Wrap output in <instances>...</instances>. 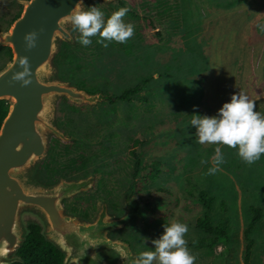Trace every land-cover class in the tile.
I'll list each match as a JSON object with an SVG mask.
<instances>
[{
  "label": "rangeland",
  "instance_id": "1",
  "mask_svg": "<svg viewBox=\"0 0 264 264\" xmlns=\"http://www.w3.org/2000/svg\"><path fill=\"white\" fill-rule=\"evenodd\" d=\"M25 1L0 0V33L9 30ZM118 1L108 5L89 0L86 7L95 6L106 16L127 7L134 17L127 14L124 20L134 26L133 37L108 47L92 37L93 43L85 47L77 42L79 33L71 26L73 43H58L55 78L110 99L147 81L143 87L146 101L108 100L90 106L57 99L54 125L70 142L50 136L35 181L49 186L60 179L93 176L94 186L88 193L64 201L65 212L92 222L104 202L108 212L119 217L124 213L123 196L142 169L139 163L135 171L130 155L133 143L141 141L135 147L139 160L158 164L161 175L144 187L138 183V193L155 203L169 198L170 204L158 205L155 216L143 209L110 237L127 242L138 255L151 250V241L162 233L163 224L179 220L188 225L185 239L195 264H211L220 255L226 264H245L243 232L253 219L252 210L260 209L247 264H264V155L247 165L235 149L221 145L224 162L209 174L217 145L198 143L195 128L189 124L193 114L214 115L235 92L250 98L264 88L249 84L248 44L253 18L264 16V0H121L125 6ZM9 56L8 49H0L2 68ZM202 97L208 102H199ZM191 191L205 192L214 201L211 211L206 212ZM205 217L212 226L226 221L227 241L213 250L190 246L206 238L194 226ZM21 222L24 228L29 223L42 228L31 212L22 213Z\"/></svg>",
  "mask_w": 264,
  "mask_h": 264
},
{
  "label": "water",
  "instance_id": "2",
  "mask_svg": "<svg viewBox=\"0 0 264 264\" xmlns=\"http://www.w3.org/2000/svg\"><path fill=\"white\" fill-rule=\"evenodd\" d=\"M89 0H27L19 17L6 32L0 33V46L12 57L0 70V101L7 102V113L0 124V264L23 263L17 255L27 234L21 222L24 212L35 214L42 223V236L62 256V264H132L137 256L127 242L110 235L123 230L137 216L139 203L124 194L123 215L108 212L102 203L92 222L67 214L63 203L88 193L94 177L63 180L49 186L35 181V171L46 157L49 138L70 142L54 125V104L65 98L76 105H96L110 97L88 93L55 78L53 60L58 43H73L71 10H84ZM111 4L117 0H100ZM36 32L35 46L25 47L24 35ZM27 58L30 82L13 79L21 71L18 61ZM211 264H226L224 255Z\"/></svg>",
  "mask_w": 264,
  "mask_h": 264
},
{
  "label": "clouds",
  "instance_id": "3",
  "mask_svg": "<svg viewBox=\"0 0 264 264\" xmlns=\"http://www.w3.org/2000/svg\"><path fill=\"white\" fill-rule=\"evenodd\" d=\"M82 3V0H79ZM129 9L121 7L106 16L95 6L71 10L68 14L73 30L78 32V43L90 46L92 37H98L96 43L108 47L110 43L124 44L134 35V26L126 23L124 17ZM37 33L29 32L23 37L25 47L35 46ZM21 71L13 73V79L27 85L29 75L27 58L18 61ZM256 102L241 92L230 95L227 102L212 116L191 115L190 126L195 128V136L200 144H215L209 174H214L224 162L221 145L235 149L239 158L247 165L255 163L264 155V114L255 110ZM207 163V161H201ZM163 231L151 241V250L141 251L132 264H195L196 257L188 249L185 235L188 225L179 220L163 224Z\"/></svg>",
  "mask_w": 264,
  "mask_h": 264
},
{
  "label": "trees",
  "instance_id": "4",
  "mask_svg": "<svg viewBox=\"0 0 264 264\" xmlns=\"http://www.w3.org/2000/svg\"><path fill=\"white\" fill-rule=\"evenodd\" d=\"M122 6H125L121 0L118 1ZM130 17H134V15L128 11L127 13ZM154 30V29H152ZM156 37H159L160 34L155 31ZM147 84V81L141 83V85L134 87L132 89L124 90L120 95L111 96L110 102L115 103L117 101L128 103L132 101L137 102H145L146 98L143 91V87ZM7 104L5 101H0V124L2 119L5 117L7 113ZM141 141H135L132 145V149L130 150L131 157L135 160L134 167H136L135 171H137V165L139 163L142 165V169L137 172V179L130 183L125 194H129V196L133 199H136L139 203L138 214L142 212L143 209H146L148 213L152 216L156 215L157 206L163 203H169L170 199H160L162 202L155 203L152 202V197H143L138 193L141 187H137L138 183H142V186H146L157 180V178L161 175L158 170V164L156 163H143L138 158V151L135 150V147H139ZM142 144V143H141ZM140 144V145H141ZM135 174V173H134ZM159 194L164 193L162 191L158 192ZM194 193V194H192ZM192 196L199 198L200 203L205 208V211H211L214 201L207 196L205 192H192ZM253 219L244 229L243 235L246 240L245 251H244V263L247 264L252 251V246L254 244L253 233L256 229V224L261 217L260 209L252 210ZM195 228L201 230L206 235L205 239H200L196 242L191 243V247L197 249H211L213 250L216 246L222 245L227 241L226 234V221L224 219L220 220L215 226L210 224V220L208 217L203 219H197L194 224ZM27 234L25 236V240L22 246L18 249L17 255L20 256L23 263L22 264H62L63 256L62 254L55 249V247L46 242L44 237L42 236V228L38 223H29L26 227ZM21 264V263H14Z\"/></svg>",
  "mask_w": 264,
  "mask_h": 264
},
{
  "label": "crops",
  "instance_id": "5",
  "mask_svg": "<svg viewBox=\"0 0 264 264\" xmlns=\"http://www.w3.org/2000/svg\"><path fill=\"white\" fill-rule=\"evenodd\" d=\"M264 8V3L261 4ZM261 23V25H260ZM261 26V29H259ZM252 32L250 34L249 47L250 51V77L249 84L254 86L264 87V16L254 17L251 26ZM248 84V82L246 83ZM261 90V91H260ZM259 90V94H253L249 98L256 102L255 110L264 114V88ZM199 102L205 103L208 100L205 97H202Z\"/></svg>",
  "mask_w": 264,
  "mask_h": 264
},
{
  "label": "flooded vegetation",
  "instance_id": "6",
  "mask_svg": "<svg viewBox=\"0 0 264 264\" xmlns=\"http://www.w3.org/2000/svg\"><path fill=\"white\" fill-rule=\"evenodd\" d=\"M26 1H27V0H26ZM21 10H22V9H21ZM20 14H21V11L15 16L14 20H16V19L19 17ZM14 20H13V21H14ZM4 48L8 49L9 52H10V56H9V61H10V59H11V57H12L11 50H10V48H8V47L0 46V49H4ZM1 68H2V67L0 66V69H1Z\"/></svg>",
  "mask_w": 264,
  "mask_h": 264
}]
</instances>
